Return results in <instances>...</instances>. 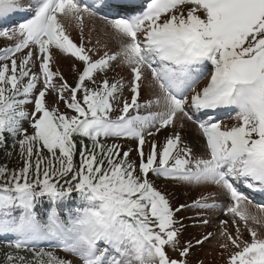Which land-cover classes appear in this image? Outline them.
Masks as SVG:
<instances>
[{"label":"snow or ice","instance_id":"6c2138e0","mask_svg":"<svg viewBox=\"0 0 264 264\" xmlns=\"http://www.w3.org/2000/svg\"><path fill=\"white\" fill-rule=\"evenodd\" d=\"M0 37V264H190L212 213L225 264H264V0H0Z\"/></svg>","mask_w":264,"mask_h":264},{"label":"rangeland","instance_id":"374dc122","mask_svg":"<svg viewBox=\"0 0 264 264\" xmlns=\"http://www.w3.org/2000/svg\"><path fill=\"white\" fill-rule=\"evenodd\" d=\"M65 26L67 28V31L69 32L70 36L77 42H80V30L79 26L74 22V21H65ZM95 28V30H92ZM84 43L86 47L92 48L95 47L98 49L101 53L103 52L104 48L103 45L107 44L109 46L110 50H117L118 44L117 42L112 38L111 33L109 30L105 29L104 25L102 22L95 23L93 24L92 21H86L85 22V28H84ZM89 40H91V43H89ZM100 41V45L96 44V41ZM7 42L10 44L8 40L5 38H0V44L3 45V43ZM76 63L79 66V62L75 61L74 59L72 60L71 58L63 57L59 53H57V64L56 67H58L66 76L68 79L69 83H72L75 78V73L71 70V65ZM55 70V68H54ZM127 76L128 71L125 67L120 66L118 63L116 64L115 71L114 72H109V77L113 80L119 79L120 76ZM206 83V79L202 80L199 85H197V88L202 87ZM126 96L130 97V93L126 92ZM149 98H154L151 96L149 90L145 89L142 97H141V103H143L146 99ZM51 99V98H50ZM30 107V106H29ZM61 110L63 109V105H60ZM152 110H156L153 108ZM142 110V114H143ZM229 113V114H228ZM231 111L224 109L220 110L216 115H219L218 120L222 121L225 125H231L236 123L234 116L235 113L233 112L230 114ZM118 114V113H117ZM224 114H227L228 116H224ZM217 117V116H216ZM166 133H162L161 136L159 137L160 139L163 138V135ZM191 139H196V134L193 131L191 134ZM158 186L159 187H165V182L164 181H158ZM169 191H172L169 187ZM192 195H195V193H192ZM187 197H181V200L185 199ZM253 205H255L253 203ZM253 213L256 212V208L253 206L250 209ZM182 215H187L182 213ZM219 215V213H212L211 218H212V224H210L208 227H203L197 224V226L193 227V221L192 220H187L185 223L188 225L187 231L185 233V237H200L202 235H205L209 232L214 233L212 238H210L206 243H204L202 246L196 247L192 250V253L190 256L197 257L195 259H189L190 264H225V259L227 253H224L222 255L223 250L219 247L220 243H222V239L219 235L218 231V222L216 217ZM227 217L220 216V219H226ZM231 230V229H230ZM264 231V229H262ZM60 252V251H59ZM58 252V253H59ZM61 253V252H60ZM60 255H65L61 253Z\"/></svg>","mask_w":264,"mask_h":264},{"label":"trees","instance_id":"16d2710c","mask_svg":"<svg viewBox=\"0 0 264 264\" xmlns=\"http://www.w3.org/2000/svg\"><path fill=\"white\" fill-rule=\"evenodd\" d=\"M126 147H127V144H126ZM133 158H134V154H133ZM11 166H13V167H18L19 166L18 160L16 158L13 159ZM2 245H3V241H0V246H2Z\"/></svg>","mask_w":264,"mask_h":264}]
</instances>
